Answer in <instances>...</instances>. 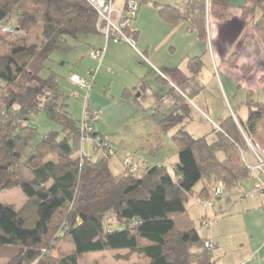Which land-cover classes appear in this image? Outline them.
Here are the masks:
<instances>
[{
  "label": "trees",
  "instance_id": "1",
  "mask_svg": "<svg viewBox=\"0 0 264 264\" xmlns=\"http://www.w3.org/2000/svg\"><path fill=\"white\" fill-rule=\"evenodd\" d=\"M231 1L210 0V15L228 21ZM153 5L166 21L184 20L207 40L206 0H189L184 8ZM241 10L252 24L254 35L246 38L251 44L264 35V0H248ZM11 20L12 32L6 33L2 27ZM97 25V12L86 0H0V193L22 189L27 197L20 209L0 203V264H80L85 254L111 250H128L142 264H216L187 204L200 182L197 198L213 203L211 190L218 183L229 191L253 179L244 158L248 142L264 152V104L250 95L246 121L219 120L211 142L191 136L185 130L190 102L204 89L198 81L202 61L191 59L188 83L146 109L160 131L176 130L172 173L158 164L132 173L124 163L125 171L116 176L112 153L107 160L100 149L85 154L90 146L81 139L82 121L69 113L70 97L60 90L57 75L42 77L54 52H72L69 39L100 34ZM37 30L45 40L41 46L30 42ZM124 32L136 43L131 26ZM236 62L233 55L229 63ZM242 70L250 72L248 66ZM133 102L139 104L134 97ZM38 113L60 131L35 143L39 132L32 118ZM142 150L153 153L151 146ZM60 244L73 250L55 258Z\"/></svg>",
  "mask_w": 264,
  "mask_h": 264
},
{
  "label": "crops",
  "instance_id": "2",
  "mask_svg": "<svg viewBox=\"0 0 264 264\" xmlns=\"http://www.w3.org/2000/svg\"><path fill=\"white\" fill-rule=\"evenodd\" d=\"M149 1L151 2L140 4L139 13L131 25L137 32L135 47H131L128 43L118 44L120 47L127 45L126 49L130 50L131 54L136 53V59L140 65L137 69H134L132 66L133 59L124 54L116 55V58L108 62V69L112 75L116 73L115 70L118 67L128 72L130 76L135 75L134 80L123 82L125 84L119 89L118 93L122 92L123 98L132 102L133 97L137 98L144 110L152 107L161 98L165 97L170 89L179 88L188 83L190 78L188 61L200 58L203 66L198 81L204 89L190 102V118L186 121L185 130L191 136L201 138L213 135V128L219 120L230 116L246 121L248 110L245 102L250 95L256 102L264 104V35H257L253 43L246 44V38L253 34V30L252 24L244 21L241 7L248 0L231 1L228 9L230 14L228 21H220L213 17L208 18V37L205 41L199 39L198 34L193 31L188 22L184 20L166 21L163 19L160 16L159 9L153 5V2L157 1ZM176 1L175 4L163 2L162 0L157 3L184 8L189 0ZM179 3L182 4L179 5ZM101 48L100 43L92 45L81 60L79 59L81 66H77V68L80 74L74 73L72 75L89 80L90 70L96 67V62L91 59L90 52L92 49ZM121 49L124 50V48ZM141 54L146 57V60L141 58ZM233 55L237 57L235 66H231L229 63ZM106 57L107 54H105L103 64ZM85 58L88 60L87 64H84ZM244 66L250 68L248 74H244L242 70ZM102 67L95 79L94 88L89 99L96 100L94 106L89 104L90 109L99 111L102 107L101 102H106V99L99 95V92L98 95L96 93L93 95V92H95L97 86H103L107 82V77L101 74ZM149 71L150 75H148ZM159 78L162 81L158 80ZM111 85L108 90H110ZM101 88L98 90L100 91ZM81 89L85 90L82 87ZM124 93L130 96H124ZM101 117L102 113L100 111L99 121ZM203 118L208 120L207 122L212 126V130L204 127ZM96 132L104 137L99 129L96 128ZM87 150V153L91 155V147ZM141 150L133 153H137L142 160L148 161L149 167L157 164L164 165L162 164L164 160L161 157L156 156L153 158L155 155L150 157L145 154L146 158H149L146 159L142 156L144 153ZM128 151L125 147L122 150L120 149L122 162L125 153ZM248 155L250 160L246 156L247 161L252 163V156ZM236 187L240 188V195L247 205L246 210H243L244 228L242 232L246 238H243L244 241L240 242L242 248L239 264L248 261H250V264H264V194L257 198L248 199L251 198L247 196H250L254 187L252 178L241 180ZM211 207H214V205ZM204 221L207 220H202L201 225ZM203 230L205 229L203 228ZM207 237L208 232L203 238ZM212 238L217 249L218 245H221V241L215 240L213 233ZM225 239L226 237L222 238L223 251H226ZM224 255L227 254L224 253Z\"/></svg>",
  "mask_w": 264,
  "mask_h": 264
},
{
  "label": "rangeland",
  "instance_id": "3",
  "mask_svg": "<svg viewBox=\"0 0 264 264\" xmlns=\"http://www.w3.org/2000/svg\"><path fill=\"white\" fill-rule=\"evenodd\" d=\"M153 1L159 2V0ZM162 1H166L170 4H175L177 2L176 0ZM181 4L182 3H179V5ZM194 8L198 9L199 6L195 5ZM210 17L212 16L210 15L209 11L207 12L206 22ZM30 42L41 46L45 42L42 31H35L34 34L30 37ZM69 43L73 47V51L68 54H65L63 52H54L51 56V60L46 64V69L43 71L42 77L46 78L47 76H49L50 72L57 75V82L60 87V90L62 92L64 91L65 93H67V95H69L70 97L68 99L69 113L75 120L81 121L83 115L84 98L86 96V89L83 90L79 85L77 86L75 84H72L70 81V76H72V74L74 73L80 74V71H78L77 68V66H81V62L79 61V59L81 60L82 56L87 53L91 46L100 43L102 48H104L106 45V40L102 34H97L88 37H81L77 40L69 39ZM121 43L127 42L124 41ZM118 44L120 43L116 44L110 42L109 44H107L105 51L107 57L101 69V74L107 77V82H105L103 86H97V89L95 90V92H93V95L94 93L98 95L99 92V95L106 99V102H101V120L96 122V128L101 131L104 137L97 134L96 128L95 133L92 137L98 136L99 138H101V141L103 143H106L108 146L110 144L116 149L114 153L111 152L113 156L110 160L111 170L116 176L122 174L125 171L124 163H126V160L128 163L130 161L136 163V166H138V169L135 172L132 171V173H139L144 168V162L145 165L148 167L149 162L146 160H142L141 157L137 155V153L136 155L128 154L141 150L143 145L151 146V151L153 152L152 154L155 155L153 157L150 152L148 153L143 150L144 155L142 156L144 158L147 157L146 155L153 158H155L156 156L161 157L162 160H164V163H162L164 164L163 166H165L169 173H172L173 165L178 162L177 146L175 145L172 139L176 130H169L166 132L160 131L154 124L147 110L142 109L140 102L138 104L132 102L131 100H126V98H123L122 92L118 93L119 89H121V87L125 84L123 82H129L130 80H134L135 75L130 76L129 73L124 71L121 67H118L117 70H115L116 73L112 75L110 74L111 71H109L108 69V62L116 58V55L124 54L133 59L132 66L134 69H137L138 65H140L139 62H137L136 53L131 54L130 50L126 49L127 45H123V47H120L118 46ZM129 45L131 47H135L131 44ZM121 48H124V50L122 51ZM87 62L88 60L85 58L84 64H87ZM150 74L151 73L149 71L148 75ZM1 84L2 82L0 81V85ZM110 85V90H108ZM93 88L94 87H92L91 91L88 93L89 99ZM99 88H101L100 91L98 90ZM73 92H77L81 96V99L75 98ZM89 104L91 106H94L96 104V100H88V108L90 107ZM229 111L231 112L230 108ZM207 121L208 120H205L203 118L202 123L204 124V127H208L212 130V126ZM32 123L38 129L39 132V136L36 139L35 143L41 141V139L52 130L60 131V127L50 121L44 113L36 114L32 118ZM214 128H218V125H215ZM83 136L85 135L81 130V139H83ZM208 140L210 142L213 141L214 136L209 135ZM89 141L82 142L88 144L92 148H96L97 150L102 149V144L98 145V147L93 142ZM159 144L161 145V147L159 146ZM124 147L127 148L129 151L125 153L124 161L122 162V156L119 152L120 149L122 150V148ZM89 148L88 146H85V154L88 156L89 154L87 153V149ZM104 149L109 150V147H105ZM249 154L251 155V150ZM246 156L248 160H250V157L247 153ZM95 158H98V156H95ZM102 158L106 160L109 159L106 154ZM219 158L222 159L221 154L219 155ZM160 166L161 165H159L158 167ZM218 184L211 190L212 197L214 198V207H204V204H213L212 202L204 200H202L203 203L198 202L201 199L197 198V193L203 189V182L198 183L195 187V195L189 199L187 207L190 210V215L193 221L195 222V226L202 237H205L207 233L205 230H203V224H209L210 231L208 232V237L205 239L206 243L209 245L208 249L211 251V254L216 264H239V262H241L239 258L241 257L240 251L242 248L240 242H242V240L244 241L243 238H246L245 234H243L242 232L244 228L243 210H246L247 205L244 203L245 200H243V197H241V190L238 187L233 188L229 191H225L224 189V195L220 197L221 199H215L214 192ZM247 197L250 196L248 195ZM26 201L27 197L22 189H14L11 191H3L2 193H0V203L4 205L13 206L16 209H20L26 203ZM202 220L207 221L202 222L201 225ZM212 233L215 236V240L221 241V245H218L217 249L216 244L213 242ZM223 237H226V251H223L222 249ZM72 250L73 247L71 245L60 244L59 248H57L54 254V257L58 258L64 253H70ZM224 253H226L227 255L225 256ZM142 263V260H140L134 254L130 253L128 250H111L105 252L88 253L85 254L80 260V264ZM246 263L250 264V261L245 262L244 264Z\"/></svg>",
  "mask_w": 264,
  "mask_h": 264
},
{
  "label": "built area",
  "instance_id": "4",
  "mask_svg": "<svg viewBox=\"0 0 264 264\" xmlns=\"http://www.w3.org/2000/svg\"><path fill=\"white\" fill-rule=\"evenodd\" d=\"M97 12L98 15V30L100 34H102L106 40V45L104 48L101 49H92L90 52V57L96 62V67L94 69L90 70V79L85 80L83 78H80L79 76L72 75L70 77V80L73 84L79 85L80 87L86 89V96L84 98V104H83V115H82V123H81V130L83 131L82 141L83 142H93L95 145L102 144V154L103 157L105 154L109 158L111 152H115L116 149L109 144V146L106 143H103L101 141V138L98 136H94L95 133V123L99 121L100 119V111L97 109H90L88 108V93L91 91L92 87L95 84V79L100 71V68L102 67L104 58H105V51L107 44L110 42L113 43H121V42H127L133 46H135V42L128 38L125 35L124 29L126 27H130L133 23V21L136 19L139 10H140V2L138 0H86ZM206 8L207 12H209L210 9V0H206ZM10 24L4 25L2 27V30L6 33L12 32ZM141 58L143 60H146V57L141 54ZM73 95L77 99H81V96L77 92H73ZM248 146L251 150V156L253 158V162L249 163L247 159L244 161L248 165V168L251 170V173L253 175V182L254 187L253 190L250 193L251 198H257L264 194V152L261 150H258L254 148L249 142ZM99 147V146H98ZM105 147H109V150L104 149ZM131 156V155H130ZM139 159V158H138ZM138 164V162H137ZM144 168H145V162ZM126 167L132 172L136 171L138 169V166H136V163L127 162L125 163ZM147 167V166H146ZM224 195V187L222 183H219L217 188L214 192L215 199L220 198ZM198 202L203 203L202 200H199ZM213 206L211 203L204 204V207H211ZM203 227L207 232L210 231L209 224H203ZM206 247L209 248V245L206 243ZM248 264V263H246Z\"/></svg>",
  "mask_w": 264,
  "mask_h": 264
}]
</instances>
